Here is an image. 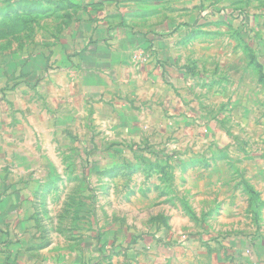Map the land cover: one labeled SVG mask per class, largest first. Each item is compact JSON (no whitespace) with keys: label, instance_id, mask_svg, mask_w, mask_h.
Listing matches in <instances>:
<instances>
[{"label":"rangeland","instance_id":"rangeland-1","mask_svg":"<svg viewBox=\"0 0 264 264\" xmlns=\"http://www.w3.org/2000/svg\"><path fill=\"white\" fill-rule=\"evenodd\" d=\"M29 3L0 0V202H18L26 220L19 230L9 214L7 264L16 252L30 264L108 263L109 252L140 264L158 244L227 248L264 235V0ZM115 4L141 30L178 26L176 112L150 98L64 105V47L80 19L104 20Z\"/></svg>","mask_w":264,"mask_h":264},{"label":"crops","instance_id":"crops-1","mask_svg":"<svg viewBox=\"0 0 264 264\" xmlns=\"http://www.w3.org/2000/svg\"><path fill=\"white\" fill-rule=\"evenodd\" d=\"M39 1L29 0L28 7L37 10L40 6ZM61 1L68 2L69 0ZM89 1L98 3V1L105 0ZM109 1L129 3L133 0ZM142 13L149 14L147 10ZM160 14L166 15L165 13ZM129 15L125 5L120 6L119 9L115 4L102 12L101 16L104 17V20L98 19L97 21L92 17L80 19L79 29L73 31L71 44L64 47L66 49L60 59V74L69 81L67 90L70 91H68L67 100L63 96L64 105H73L76 98L83 94L82 99L86 105L95 104L99 106V109L105 106H116L118 103L122 106L124 104L131 105V103L145 105V101H148L149 98L153 101L155 109L161 102L164 105L172 104L173 108L172 106L170 108L175 112L180 109L182 86L177 80H181L182 68L178 65L179 59L170 55L171 49L179 39L176 34L178 26L159 22L153 29L141 30L133 24H128L129 21H125V17H129ZM113 18H117V20L113 22ZM155 46L158 51L156 57L149 55L153 49H156ZM137 49L143 50V54L135 59L133 58L134 50ZM146 53L147 57H143ZM138 62L141 65L140 69L134 65H137ZM37 63L39 62L32 63L33 69L44 70L46 73L48 68L38 67ZM43 64L47 65L48 62L45 61ZM129 74L131 79L126 81L125 78ZM108 82L110 83L106 84ZM168 85L173 88H169ZM129 89H132L130 93H124L123 90ZM150 89L153 91L151 92ZM128 94H131V98L128 97ZM121 95H124L126 100L116 103V99H122ZM151 103L149 102V104ZM167 112L169 113V111ZM15 191L13 194L20 193L19 190ZM9 203L0 202V235L2 236H8L10 233V230L5 228V224L14 220L12 219L13 213L18 214L14 222L20 226L19 230L23 229V225L26 224V220L23 221L18 213L19 209L15 208L18 202L10 205ZM9 214H11V220ZM233 240L234 243H230V247L209 249L201 248L199 245L193 248L167 249L164 245L158 244L157 251L142 252L140 264L144 259L146 261L149 259L147 264H264V235H250L245 238L240 234ZM117 252L119 250L115 253ZM16 254L13 256L14 258L9 259V264H12L11 261L13 264L31 263L27 257L22 259L19 256L18 258ZM97 255L102 257V255ZM106 256L109 257L108 263L104 259L93 261L91 264H123L118 256H113L110 252ZM126 260L124 264H132L128 263V259ZM6 262L7 259L3 257V253H0V264H7ZM139 262L140 259L135 264H139ZM79 264H87V259L81 257Z\"/></svg>","mask_w":264,"mask_h":264}]
</instances>
